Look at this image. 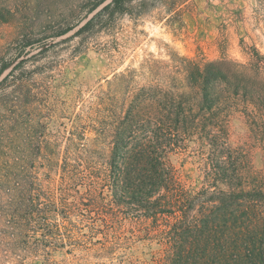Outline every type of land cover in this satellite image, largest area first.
I'll use <instances>...</instances> for the list:
<instances>
[{
    "label": "trees",
    "instance_id": "obj_1",
    "mask_svg": "<svg viewBox=\"0 0 264 264\" xmlns=\"http://www.w3.org/2000/svg\"><path fill=\"white\" fill-rule=\"evenodd\" d=\"M103 3L61 35L79 27L67 40L79 39L74 56L92 47L121 64L117 18L141 15L144 1L112 0L96 12ZM164 4L172 12L182 0ZM46 46L25 59L24 44L23 60L0 82L8 213L0 222L13 240L25 250L33 242L43 264L58 250L84 264L121 255L131 264H264V54L256 44L242 43L247 62L172 52L118 67L66 107L63 135L47 132L58 112L56 70L27 66ZM179 153L197 161L199 186L173 165ZM140 244L157 246L151 260L136 256Z\"/></svg>",
    "mask_w": 264,
    "mask_h": 264
},
{
    "label": "rangeland",
    "instance_id": "obj_2",
    "mask_svg": "<svg viewBox=\"0 0 264 264\" xmlns=\"http://www.w3.org/2000/svg\"><path fill=\"white\" fill-rule=\"evenodd\" d=\"M111 1L0 0V69L4 63H12L0 82L23 60L18 57L24 44L26 53L30 52L25 59L42 52L44 45L50 47L38 56L36 65L27 64L32 69L38 65L57 72L51 81V93L57 101L58 112L47 131L50 134L63 135L68 124L64 118L66 107L72 106L73 111L80 93L105 84V79L118 67L121 70L140 67L147 58L167 59L172 52L211 61L226 57L247 62L243 42L249 46L256 44L264 54V0H182L172 12L164 4L167 0H139L144 1L139 8L141 15L125 14L117 18V54L121 64H110L107 56L92 47L74 56L79 39L67 40L79 27L65 35L62 32L85 23L96 4L104 2L98 12ZM105 39L100 37L101 41ZM171 160L186 183L200 185L198 164L190 153L175 154ZM262 166L259 159L258 169ZM6 208L7 202H0V219L7 216ZM12 236L0 222V264H43L32 253L33 242L25 245L28 247L25 250ZM155 250V245L140 244L135 254L142 260H151V252ZM126 256L121 255L114 264H131ZM52 260L53 264L85 263L66 250L53 252Z\"/></svg>",
    "mask_w": 264,
    "mask_h": 264
}]
</instances>
